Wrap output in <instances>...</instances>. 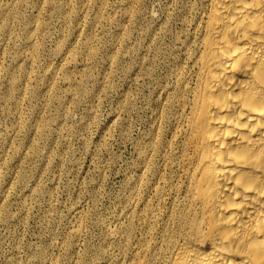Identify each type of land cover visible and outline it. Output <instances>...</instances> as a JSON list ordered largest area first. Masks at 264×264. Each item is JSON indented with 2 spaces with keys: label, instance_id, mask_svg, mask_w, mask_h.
I'll return each instance as SVG.
<instances>
[{
  "label": "rangeland",
  "instance_id": "1",
  "mask_svg": "<svg viewBox=\"0 0 264 264\" xmlns=\"http://www.w3.org/2000/svg\"><path fill=\"white\" fill-rule=\"evenodd\" d=\"M204 3L0 0V264H166L186 179L164 156Z\"/></svg>",
  "mask_w": 264,
  "mask_h": 264
},
{
  "label": "bare ground",
  "instance_id": "2",
  "mask_svg": "<svg viewBox=\"0 0 264 264\" xmlns=\"http://www.w3.org/2000/svg\"><path fill=\"white\" fill-rule=\"evenodd\" d=\"M204 4L173 95L164 161L184 172L186 195L165 263L264 264V0Z\"/></svg>",
  "mask_w": 264,
  "mask_h": 264
}]
</instances>
